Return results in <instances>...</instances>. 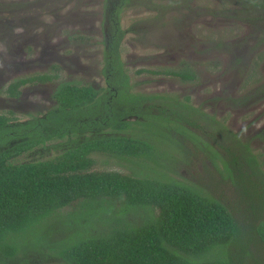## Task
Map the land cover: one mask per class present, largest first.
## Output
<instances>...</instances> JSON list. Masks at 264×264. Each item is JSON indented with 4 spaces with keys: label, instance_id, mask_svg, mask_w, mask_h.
Segmentation results:
<instances>
[{
    "label": "trees",
    "instance_id": "trees-1",
    "mask_svg": "<svg viewBox=\"0 0 264 264\" xmlns=\"http://www.w3.org/2000/svg\"><path fill=\"white\" fill-rule=\"evenodd\" d=\"M132 1L106 8L104 88L60 82L41 116L16 123L0 115V264H264L253 251L264 252V158L251 154L249 143L231 142L220 145V156L188 132L219 126L188 97L134 91L120 60L117 21ZM155 74L194 80L188 67ZM57 78L56 71L17 78L6 95ZM206 134L217 142L214 131ZM161 140L182 158L161 149ZM44 147L51 155L18 161ZM200 152L213 167L200 159L203 173L187 181L179 170ZM95 155L129 172L94 170ZM213 185L229 187L233 204L214 196Z\"/></svg>",
    "mask_w": 264,
    "mask_h": 264
},
{
    "label": "rangeland",
    "instance_id": "rangeland-1",
    "mask_svg": "<svg viewBox=\"0 0 264 264\" xmlns=\"http://www.w3.org/2000/svg\"><path fill=\"white\" fill-rule=\"evenodd\" d=\"M111 1L0 0V115L13 117L16 123L41 116L52 106V94L60 82L105 87L103 26ZM244 2L252 9L249 14L240 0L127 3L117 18L122 33L119 54L134 91L165 99L188 97L194 109L218 123L208 125L209 129L202 125L201 130L186 129L220 156L224 154L220 145L249 143L251 154L263 159L264 136H259L264 135V0ZM185 67L191 68L193 81L155 74ZM54 71L58 78L52 83L26 86L17 99L5 94L16 78ZM212 131L217 142L206 134ZM160 147L172 158H182L179 149L167 146L165 140ZM51 153L44 147L21 155L18 161L30 162ZM197 154L188 169L179 170L187 181L195 182L203 173L200 159L207 168L213 167L207 153ZM92 158L94 170L129 172L107 157ZM219 186L210 187L214 196L222 195L232 205L229 187L220 190ZM261 216L264 223V211ZM254 223L259 225L257 220ZM253 251L264 258L260 247Z\"/></svg>",
    "mask_w": 264,
    "mask_h": 264
},
{
    "label": "flooded vegetation",
    "instance_id": "flooded-vegetation-1",
    "mask_svg": "<svg viewBox=\"0 0 264 264\" xmlns=\"http://www.w3.org/2000/svg\"><path fill=\"white\" fill-rule=\"evenodd\" d=\"M27 77H29V76H27ZM20 78H24V77H20ZM16 79H17V78H16ZM14 80H15V79H14ZM14 80H13V81H14ZM13 81H12V82H13ZM12 82H11V83H12ZM11 83H10V84H11ZM10 84H9V85H10ZM9 85H8V86H9ZM8 86H7V87H8ZM26 86H30V85H25V86L21 87V88L18 90V96H17V97H15V98L8 97V98H11V99H17V98L19 97L20 90H21L22 88L26 87ZM6 89H7V88H6ZM5 94H6V90H5ZM6 96H7V95H6ZM11 118H12V117H11ZM15 121H16V120H15ZM12 123H13V122H12Z\"/></svg>",
    "mask_w": 264,
    "mask_h": 264
}]
</instances>
